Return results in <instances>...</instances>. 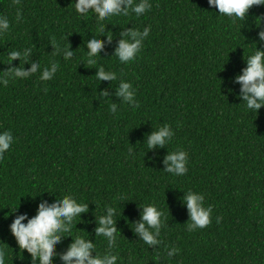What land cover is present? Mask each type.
I'll use <instances>...</instances> for the list:
<instances>
[{
    "label": "trees",
    "instance_id": "1",
    "mask_svg": "<svg viewBox=\"0 0 264 264\" xmlns=\"http://www.w3.org/2000/svg\"><path fill=\"white\" fill-rule=\"evenodd\" d=\"M0 264H264V0H0Z\"/></svg>",
    "mask_w": 264,
    "mask_h": 264
}]
</instances>
